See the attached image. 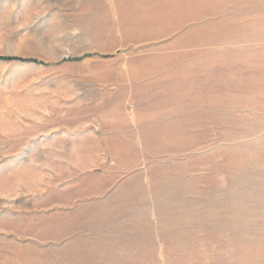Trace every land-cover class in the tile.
Instances as JSON below:
<instances>
[{
  "label": "rangeland",
  "instance_id": "rangeland-1",
  "mask_svg": "<svg viewBox=\"0 0 264 264\" xmlns=\"http://www.w3.org/2000/svg\"><path fill=\"white\" fill-rule=\"evenodd\" d=\"M0 55V264H264V0H0Z\"/></svg>",
  "mask_w": 264,
  "mask_h": 264
},
{
  "label": "trees",
  "instance_id": "trees-1",
  "mask_svg": "<svg viewBox=\"0 0 264 264\" xmlns=\"http://www.w3.org/2000/svg\"><path fill=\"white\" fill-rule=\"evenodd\" d=\"M21 60V61H35V59H23L19 57H11V56H1L0 55V60Z\"/></svg>",
  "mask_w": 264,
  "mask_h": 264
},
{
  "label": "bare ground",
  "instance_id": "bare-ground-1",
  "mask_svg": "<svg viewBox=\"0 0 264 264\" xmlns=\"http://www.w3.org/2000/svg\"><path fill=\"white\" fill-rule=\"evenodd\" d=\"M236 176H237V175H236ZM244 177H245V176H244ZM244 179H245V178H244ZM244 179H243V180H244Z\"/></svg>",
  "mask_w": 264,
  "mask_h": 264
}]
</instances>
